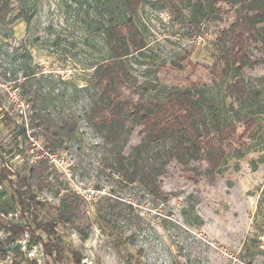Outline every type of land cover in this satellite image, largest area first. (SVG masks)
<instances>
[{"label": "rangeland", "instance_id": "obj_1", "mask_svg": "<svg viewBox=\"0 0 264 264\" xmlns=\"http://www.w3.org/2000/svg\"><path fill=\"white\" fill-rule=\"evenodd\" d=\"M210 2L143 0L132 13L144 48L127 56L132 77L123 95L155 101L196 84L217 117L236 128L216 178L198 174L204 161L183 167L171 160L154 194L125 175L140 127L119 129L114 144L88 122L99 92L95 68L111 56L104 32L111 3L11 1L0 24V195L20 185L34 198L27 216L41 222L35 233L56 264H264V41L247 39L241 69L222 76L221 57L231 47L226 31L241 9L238 0ZM235 80L245 87L240 99L226 89ZM37 115L56 125L74 119L52 153L43 149L48 131ZM245 118L254 125L243 134ZM46 157L38 183L30 165ZM69 193L83 199L63 225L50 205ZM6 218L23 223L17 206ZM8 234L0 229V264H52L27 231L9 242Z\"/></svg>", "mask_w": 264, "mask_h": 264}, {"label": "trees", "instance_id": "obj_2", "mask_svg": "<svg viewBox=\"0 0 264 264\" xmlns=\"http://www.w3.org/2000/svg\"><path fill=\"white\" fill-rule=\"evenodd\" d=\"M12 0H0V24H4ZM24 3L26 0H16ZM111 4L108 8V26L104 29L106 43L111 56L95 68L98 96L92 102L88 113L92 126L102 133L107 141L119 139V129L126 127H140L142 140L131 147L128 157L130 169L125 174L128 179L137 178L149 187V191L158 194L159 187L155 178L165 171V166L171 160L183 167H189L192 162L204 161V167L198 170L201 177L216 178L219 167L225 158V145L236 134V128L231 122H222L207 104L206 99L196 84L190 87L169 90L159 100H132L123 95L122 88L131 81L132 75L128 71L127 56L131 52L144 48L143 40L139 37L132 13L143 0H107ZM214 7L216 0H210ZM240 12L232 27L226 33L231 42L229 51L222 55L221 75L231 70H240L244 64L246 41L249 38L260 37L264 41V0H238ZM22 18L26 23L29 16L21 12L15 17ZM264 63V60H263ZM229 95L240 99L245 94V87L240 80L228 84ZM208 107V108H205ZM45 125L47 142L43 145L45 153H52L58 143L57 134L65 130L72 133L74 119L65 117L58 125L47 122L44 115H37L34 119ZM127 122H130L127 125ZM243 134L249 132L253 125L252 118L244 119ZM127 125V126H126ZM60 128V130H59ZM242 134V135H243ZM48 158L36 159L30 165V177L38 183L44 181V167ZM124 163L121 162V166ZM131 177V178H130ZM25 179V178H24ZM193 181H197L192 176ZM78 194L69 193L62 196L60 204L50 205L55 213L56 221L65 224V220L77 208L82 200ZM34 198L22 192V186L13 185L7 196L0 195V229H6L9 234L4 241H12L20 237L25 231L29 233L30 243L42 244L44 254L52 264L57 258L52 256L49 244L35 233L42 226L34 213L30 220V209L34 208ZM259 205L264 216V187L261 190ZM17 206L19 218L23 223L12 224L6 217ZM32 214V213H31ZM34 224V225H33ZM0 240V249L3 248ZM60 251V259H61ZM79 263V259L76 260ZM47 263V262H46Z\"/></svg>", "mask_w": 264, "mask_h": 264}]
</instances>
